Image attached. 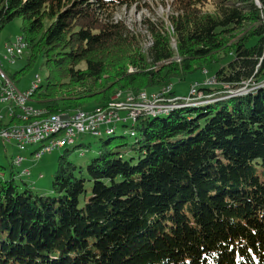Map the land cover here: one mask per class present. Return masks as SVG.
Here are the masks:
<instances>
[{"label": "trees", "instance_id": "16d2710c", "mask_svg": "<svg viewBox=\"0 0 264 264\" xmlns=\"http://www.w3.org/2000/svg\"><path fill=\"white\" fill-rule=\"evenodd\" d=\"M134 1L0 0V30L23 20L20 71L39 56L50 66L31 100L44 116L203 67L231 88L264 79V0H214L212 12L178 0L173 34L144 21V50L143 33L104 18ZM193 104L130 123L139 147L123 134L102 140L85 170L61 155L50 194L13 171L2 179L0 264H264V87Z\"/></svg>", "mask_w": 264, "mask_h": 264}, {"label": "rangeland", "instance_id": "374dc122", "mask_svg": "<svg viewBox=\"0 0 264 264\" xmlns=\"http://www.w3.org/2000/svg\"><path fill=\"white\" fill-rule=\"evenodd\" d=\"M200 1V6L203 11H213L214 0ZM177 4L178 0H135L130 5L116 6L114 15L109 18L104 16V18L106 20L112 19L113 21H123L124 24L133 28L138 34L143 33L144 42V40H147V34L145 31L147 25L144 23L145 20H151L152 22H160L164 20L169 32L173 34L172 23L169 22L168 17L174 14ZM22 25V18H17L8 23L4 29L0 30V60L3 62L4 69L14 78L17 86L21 90H26L36 82L37 75L41 79L39 84H45L50 72V66L46 63L44 57L39 56L29 67L20 71L22 68L26 67L29 62L30 54L28 52L23 56L17 57L15 62H11L9 58L4 57V54L6 53L5 44L7 42H14L20 35H22ZM143 42L142 46L144 50L146 46ZM173 42L176 44L175 40H173ZM203 69L208 70V74H206ZM213 76L214 71L211 70V68L203 67L202 69L188 73L184 78H175L172 83L176 95L174 93H171V95L179 98L180 101H184L185 96L190 93L191 88L196 82H202L206 78ZM217 81L218 84L216 85H205L201 83L197 86V93L202 96V99L199 98L200 100L195 101V104H193L194 106L202 107L205 106L204 104L206 103L210 105L216 101L225 100L224 95L218 92H227L229 89L232 90L231 87L233 86L229 83L223 84V82H219L218 79ZM243 82H245V86L232 90L234 94L241 93V97L250 95L251 93L249 92L263 88L261 86L264 85V79L258 81L254 77ZM154 90L155 91L151 90V93H155L159 89L156 88ZM29 103L39 106L33 101ZM93 106L94 103H90L87 104L85 108H91ZM5 108V104L0 103V111H4ZM130 131V124H128L127 126L119 125L116 132L111 135H107V133L104 132L102 136L98 137L92 136L88 133H81L78 134L75 143L62 148H55L51 152L44 153L39 158H36L35 152L40 148L41 143L30 144L26 150H21L15 141L6 142L0 137V166H2V168L0 167V181L2 179H9L10 174L13 171L18 183H27L28 186L38 193L50 194L52 192L54 174L59 168V158L61 155L68 152L69 159L77 162L79 167H82L83 170H85L87 162L97 155L102 140H108L109 138L123 134L126 136L128 148H131L134 145L139 147V144L135 142L136 137L130 136ZM136 133L137 136L140 135L138 130H136ZM19 156L24 158L20 165L15 163L16 158ZM27 168L31 170V175L22 173L23 170Z\"/></svg>", "mask_w": 264, "mask_h": 264}, {"label": "bare ground", "instance_id": "6f19581e", "mask_svg": "<svg viewBox=\"0 0 264 264\" xmlns=\"http://www.w3.org/2000/svg\"><path fill=\"white\" fill-rule=\"evenodd\" d=\"M17 39L18 41L15 40L14 42H7L6 53L4 54V57H10V50H15V57L23 56L26 53L28 45H27L25 38L22 35H20ZM152 43H153L152 38L148 37V39L145 42V46L148 48L152 45ZM173 44L176 45L174 42ZM204 72L208 73L209 71L204 70ZM212 79H217V78L213 76ZM40 80H41L40 77H38L37 75L36 82L33 84L32 87L28 88V97L21 99V108H23L22 111L11 112L10 107H9V101H2V98L0 96V103L5 104L6 106L4 111H0V113H2L0 114V122H3L5 124L3 125L4 127H12L13 132H27L31 129H36L38 125H51V117L60 116L63 119H72V118L82 117L84 114L94 113L96 111H109L111 109H114L118 103L129 104L130 102H132L133 97L140 98V99H157L159 96H162L165 94V91L167 90V88L173 85V84H169V85L163 86L155 93H147L143 91V92L136 94L130 91L129 92L120 91L113 97V100H111L109 104L106 106H97L94 109L88 110V111L78 109L77 111L71 112V113L61 112V113H53V114L44 116L45 114H47L46 109L33 106L29 103L32 100L36 92V89L39 85ZM0 84H5V74L2 73L1 71H0ZM261 87H264V85ZM252 92H249V93H252ZM219 93L224 95V98L236 97V96L238 97L241 94V93L234 94L232 91H229L226 93L225 92L223 93L219 92ZM197 100H200V99H188V100L178 102L176 104H172L170 106H165V108L161 109L160 111H148V116L166 115V114L171 113L173 110L177 108L183 107L185 105L190 106L189 103H194ZM12 119H15V121H12ZM139 121L140 120L135 121L134 123L133 121H129V120H120L118 121L117 124L111 125L108 128H104L102 129V131L94 130V136L100 137L103 135L104 132L107 134H110L114 131V127L116 125H119L120 123L122 124L131 123L133 126H135V124ZM62 130H66V123H54V125H51L43 129L42 131H39L37 133V138H34L33 140H28L27 142L25 138H12L11 141H15L21 150H26V148L30 144L41 143L40 148L37 149L35 152V155H39L41 153L47 152V147L52 146L53 139L60 136L62 133ZM81 133H88V132L87 131L78 132V134H81ZM130 136L132 137L136 136V132L134 129H131ZM73 143H75V140L68 141V143L65 146L73 144ZM52 150L54 149L49 150V152H51ZM19 157L20 159H24L21 156ZM22 162L23 160H19V162H15V163L20 165ZM22 173L31 175L32 172L30 169L27 168Z\"/></svg>", "mask_w": 264, "mask_h": 264}, {"label": "built area", "instance_id": "2783aa9c", "mask_svg": "<svg viewBox=\"0 0 264 264\" xmlns=\"http://www.w3.org/2000/svg\"><path fill=\"white\" fill-rule=\"evenodd\" d=\"M16 40L18 41V39ZM5 46L7 47V43ZM5 58H9L11 62H15L17 58L15 57V50H10V57ZM0 71L5 74V84H0V96L2 101H9L11 112L22 111L23 108H21V99L28 97V89L21 90L17 86L8 72L4 69L3 62L1 60ZM201 83L205 85H216L218 84V81L217 79L208 77L202 82H196V84L193 83L195 85L191 88L189 95L187 97L185 96V100L202 98V96L197 93V86ZM243 86H245V82L237 88H241ZM237 88L231 89L233 90ZM172 90L173 85L167 88L165 94L159 96L157 99H140L133 97L132 102L129 104L118 103L114 109L109 111H96L94 113L84 114L82 117L78 118L63 119L60 116L51 117V125H54V123H66V130H62L61 135L53 139L52 146L47 147V152L51 149L65 147L68 141L76 140L78 132L80 131H87L88 134L94 136V130L102 131L104 128L117 124L120 120H129L135 123V121H138L141 117L148 116V111H160L165 108V106L181 102L179 98L171 95V93H173ZM232 90L229 89L227 92ZM51 125H38L36 129H31L27 132H13L12 127L1 126L0 137L6 142H11L12 138H25L28 142V140L37 138V133L39 131H42ZM43 154L44 153H41L35 156L36 158H39ZM19 160L24 159H20V157H18L15 162H19Z\"/></svg>", "mask_w": 264, "mask_h": 264}, {"label": "water", "instance_id": "95a60500", "mask_svg": "<svg viewBox=\"0 0 264 264\" xmlns=\"http://www.w3.org/2000/svg\"><path fill=\"white\" fill-rule=\"evenodd\" d=\"M256 2H257V4H258L259 6H261V4H260V1H259V0H256Z\"/></svg>", "mask_w": 264, "mask_h": 264}, {"label": "crops", "instance_id": "0c3cea01", "mask_svg": "<svg viewBox=\"0 0 264 264\" xmlns=\"http://www.w3.org/2000/svg\"><path fill=\"white\" fill-rule=\"evenodd\" d=\"M212 89H213V88H212ZM153 91H155V90H153ZM151 92H152V91H151ZM173 92L175 93V90H174V88H173ZM175 95H176V93H175ZM24 170H25V169H24ZM24 170H23V171H24Z\"/></svg>", "mask_w": 264, "mask_h": 264}]
</instances>
